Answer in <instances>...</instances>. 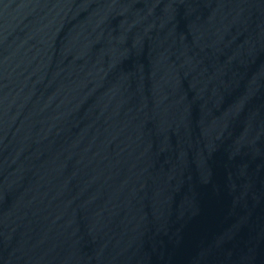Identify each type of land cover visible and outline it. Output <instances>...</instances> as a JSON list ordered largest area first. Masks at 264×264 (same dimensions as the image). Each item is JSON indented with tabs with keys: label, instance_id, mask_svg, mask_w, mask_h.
I'll use <instances>...</instances> for the list:
<instances>
[{
	"label": "water",
	"instance_id": "water-1",
	"mask_svg": "<svg viewBox=\"0 0 264 264\" xmlns=\"http://www.w3.org/2000/svg\"><path fill=\"white\" fill-rule=\"evenodd\" d=\"M0 264H264V0H0Z\"/></svg>",
	"mask_w": 264,
	"mask_h": 264
}]
</instances>
